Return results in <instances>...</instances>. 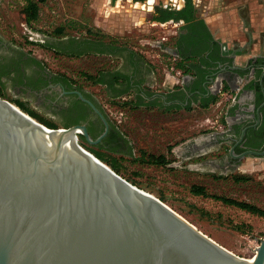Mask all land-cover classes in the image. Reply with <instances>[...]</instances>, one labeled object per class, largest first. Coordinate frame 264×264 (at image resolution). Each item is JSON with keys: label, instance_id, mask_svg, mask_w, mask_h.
Instances as JSON below:
<instances>
[{"label": "water", "instance_id": "obj_1", "mask_svg": "<svg viewBox=\"0 0 264 264\" xmlns=\"http://www.w3.org/2000/svg\"><path fill=\"white\" fill-rule=\"evenodd\" d=\"M75 95L102 126L95 140L79 125L48 132L0 99V264H264V235L246 262L82 150L75 133L94 146L108 123Z\"/></svg>", "mask_w": 264, "mask_h": 264}, {"label": "rangeland", "instance_id": "obj_2", "mask_svg": "<svg viewBox=\"0 0 264 264\" xmlns=\"http://www.w3.org/2000/svg\"><path fill=\"white\" fill-rule=\"evenodd\" d=\"M165 1L150 0L149 3L141 4L133 3L131 0H42L36 4L35 20L27 23L22 11L26 0H0V37L32 54L48 67H52L54 62L49 59L47 53L40 50V46L34 43L46 45L43 39L49 36L59 40L64 37L74 39L83 35H91L99 36L104 40L110 39L111 43L118 47H129L145 60L151 61L154 58L158 61V63L154 62L158 69L168 70L172 65L170 57L162 54L156 48L155 43L159 42L161 37H166L164 45L170 46L174 41L175 34L173 35L172 31L175 27L169 23L162 27L152 26L150 21L152 6ZM106 60L100 58L99 69L108 70L109 65L102 64ZM67 66L76 70L77 63L72 60ZM4 98L2 100H9L8 96ZM122 110L125 113L123 117H126L125 123L116 124L114 118L111 116L109 118L114 127H118L123 137L127 138L128 144L126 143L125 147L120 150L123 152L133 150L131 154L135 155H137V149L158 155L160 150L164 151L165 144L172 143L171 147H176L187 139L195 137L197 130L209 126L205 122V116H215L209 112L204 115L196 114L189 120L176 121L179 119H173L177 123L171 124V128L177 126L174 131L178 130V132L174 133L178 138L170 139L167 138L170 136L160 137L152 134L150 139L146 140L145 118L142 113L134 112L137 116L133 118L131 110L126 107ZM34 116L43 122L50 123L56 129L60 128L57 119L49 117L50 115L38 113ZM193 122H196V128L193 127ZM80 142L81 140L78 139V143ZM81 146L84 145L81 144ZM89 151L116 159L120 178L126 182H132L135 188L152 195L158 201L160 199L161 203L219 246L239 258L252 257V250L258 244V242L254 243V240L261 239L264 235V219L223 205L210 198L194 196L189 192V187L191 185L202 186L207 195L226 197L264 210L263 159H245L243 161L244 173L234 175L235 178L243 175L245 180L236 183L229 177L213 181L209 180V177L205 179L204 175H201L202 171L192 174L187 169L177 170L172 164L170 165L173 159L167 154L168 149L165 154L168 161L166 168L134 163L132 162L134 155H125L126 158L123 159L99 148L90 147ZM213 177L215 178L216 175Z\"/></svg>", "mask_w": 264, "mask_h": 264}, {"label": "flooded vegetation", "instance_id": "obj_3", "mask_svg": "<svg viewBox=\"0 0 264 264\" xmlns=\"http://www.w3.org/2000/svg\"><path fill=\"white\" fill-rule=\"evenodd\" d=\"M193 1L166 0L153 5L150 21L152 26L166 23L176 25L174 31H172V34H175L174 67L177 66L179 55H192L208 51L207 58L210 67H208L204 77L214 82V95L209 94L206 99H210L209 101L213 103L224 89L220 78L230 64L222 57L223 55L216 44L211 42L204 26L195 22L196 10ZM149 2L150 0H144L133 3L144 4ZM168 12H181L182 18L177 21L169 19L164 22L152 20L153 17L163 18ZM186 16H190L192 20L184 22L183 18ZM43 41L48 48H41L40 50L45 53L50 52L52 55L76 57L82 69L80 80L73 82L61 72L48 69L32 54L0 37V99H5L4 97L8 96L9 100L6 101L14 107L17 105V108L21 111L33 115L38 113L50 115L49 117L57 119L60 128L83 126L90 138L95 140L102 133V126L89 107L77 98L75 95V92H77L83 99L97 108L108 123L106 135L98 144L89 147L103 149L104 151H119L125 147L126 143L122 138V134L103 112L97 94H101L111 101L112 95H122L125 92L126 85L122 83L116 88L111 86V74L107 69H99V60L105 58L107 60L102 64L110 65L111 53L121 51V53L128 54V61L134 66L139 62L140 56L125 47L122 49L118 47V49L114 47L110 39L104 40L99 36L83 35L74 39L64 37L59 40L49 36L44 37ZM164 47V41H159L157 49L162 54L170 56L164 52ZM254 66L256 67L252 68V79L255 81L253 98L246 104L237 125L227 130L224 119L223 123L220 122V118L215 120L205 119L209 126L195 132V137L202 136L205 138L203 145L205 156L203 159L198 158L196 160L205 164L203 166L204 172L201 174L204 175L205 179L209 177V180L213 181L214 179L221 180L229 177L233 182H243L245 180L243 175L236 177L242 180H234L235 174L244 173L243 161L247 158L264 160V155L261 157L244 156L241 159L237 158L238 155L246 151L261 152L264 150V60H259L254 63ZM233 73L237 74L241 80H246L249 76L248 73L242 75V72L239 73L238 70H234ZM181 78L182 75L180 74L179 79L181 80ZM98 79L101 81L99 83L95 82ZM229 79L232 80L233 76L230 75ZM96 88L98 89L96 90ZM213 91L211 90V92ZM242 130H244L243 137L237 143ZM81 142L83 143L82 140ZM193 143L191 138L181 144L184 148H191ZM231 148H233L234 157L229 155V149ZM192 154L191 151L188 152V155Z\"/></svg>", "mask_w": 264, "mask_h": 264}, {"label": "crops", "instance_id": "obj_4", "mask_svg": "<svg viewBox=\"0 0 264 264\" xmlns=\"http://www.w3.org/2000/svg\"><path fill=\"white\" fill-rule=\"evenodd\" d=\"M193 3L196 10L195 22L204 26L211 42L216 44L222 57L230 64L220 78L224 89L213 103L206 99L209 94L214 95V82L204 77L210 67L208 51L179 55L175 70L182 75L181 80L180 76L174 77L166 69H158L154 63L158 61L154 58L150 61L140 57L134 67L128 61V54L121 51L111 53V64L107 67L111 74V86L116 88L122 83L126 85L125 92L122 95H112L111 101H131L137 104L138 107L130 112L133 118L137 116L135 113H142L145 118L146 140L152 134L170 136L167 137L170 139L177 137L174 133L178 132L174 131L177 126L171 128V124L181 119L189 120L199 113L204 115L211 112L215 116H205L204 119L220 118L222 123L224 119L227 130L231 129L237 125L246 104L253 98L255 81L252 79V68L256 67L254 63L264 60V0H194ZM174 41L170 46L164 47V52L171 56H174ZM155 45L158 48V42ZM114 47L118 48L117 45ZM119 48L122 49L123 46ZM234 70L242 72V75L248 73L249 76L246 80H241L233 73ZM230 75L233 76L232 80L229 79ZM193 123L196 128V122ZM122 138L127 143V138ZM192 139L194 143L191 148H184L182 144L171 147L173 144L169 143L165 144L164 151L160 150L158 155L167 160L165 154L168 149L167 154L173 159L170 165L177 169H187L192 174L201 173L205 164L196 160L205 156V138L196 136ZM190 151L192 155H188ZM112 153L123 159L126 158L125 155L130 156V152Z\"/></svg>", "mask_w": 264, "mask_h": 264}, {"label": "trees", "instance_id": "obj_5", "mask_svg": "<svg viewBox=\"0 0 264 264\" xmlns=\"http://www.w3.org/2000/svg\"><path fill=\"white\" fill-rule=\"evenodd\" d=\"M114 1V0H111ZM133 2H142L144 0H132ZM37 2H42V0H26L25 6L23 7L22 11L23 14L25 16V21L27 23L34 21L36 18V12H37ZM180 18H182V13L181 12H168L166 14L165 17L163 18H159V17H153L152 20L155 22H164L166 20L172 19L173 21H177ZM184 22H189L192 20V18L190 16H186L183 18ZM31 43V42H28ZM38 46H40L41 48H48L46 45L43 44H38V43H34ZM65 81H67L66 79H64ZM101 80L98 79L97 81L95 80V82H100ZM213 102V100H212ZM112 105L123 109L124 107H126L128 110H133L134 108H137V104L133 103L131 101H124V102H112ZM27 116H29L31 119H35L39 124L43 125L44 127L48 128V129H56L55 126L51 125L50 123H46L43 122L42 120H39L38 118H35V116L32 113H27L26 111H23ZM123 136V134H122ZM85 145V143H84ZM84 149L89 152L93 157H95L97 160H99L100 162H102L103 164L107 165V167L113 171L116 175L119 176V172L117 170L118 165L116 164V159H114L113 157H106L105 155H101L99 153H95L93 151H89L90 147L88 146H84ZM107 152H113L112 150H107ZM137 155H132L130 152V156H133L132 158V162L140 164V165H145V166H154V167H160V166H165L167 165L168 161L162 157L161 155H153V154H147L143 151H140L139 149L136 150ZM235 181H239L242 180L240 179H234ZM128 182V181H127ZM130 185L134 186V184H132V182H128ZM189 192L194 195V196H199L202 198H210L214 201L220 202L223 205L226 206H231L234 207L238 210H241L245 213H248L250 215L259 217V218H263L264 219V210H261L251 204L245 203V202H241V201H235L233 199H229L226 197H222V196H215V195H207L205 193V190L202 186H198V185H191L189 187ZM159 199V198H158ZM160 202H162L159 199Z\"/></svg>", "mask_w": 264, "mask_h": 264}, {"label": "built area", "instance_id": "obj_6", "mask_svg": "<svg viewBox=\"0 0 264 264\" xmlns=\"http://www.w3.org/2000/svg\"><path fill=\"white\" fill-rule=\"evenodd\" d=\"M164 24H162V25H159V26H163ZM29 39V38H28ZM166 40V37H161L160 39H159V41L161 42V41H165ZM47 54H48V57H49V59L51 60V61H53L54 62V64H52V67H48V69H50V70H52V71H58V72H61L63 75H65L69 80H71V81H73V82H76V81H78V80H80V75H81V73H82V69H81V67H80V64L78 63V60L76 59V57L75 56H73V57H71V56H61V55H57V54H55V55H52L50 52H47ZM170 57V61L172 62V65L168 68V72L169 73H172V76H180V73L177 71V70H175V67H174V62H175V57L174 56H169ZM72 60H75L76 61V63H77V68H76V70H72L70 67H68L67 65H68V63H71L72 62ZM58 61V63H56ZM174 74V75H173ZM167 76H169V74H167ZM170 77V76H169ZM166 79V78H165ZM98 88H96V90H97ZM97 96H98V102H99V104H100V107L102 108V110H103V112L105 113V115L109 118V116H111L112 118H114V122L116 123V124H119L120 122H123V123H125V119H126V117H123L124 115H125V113L123 112V110L122 109H120V108H117V107H115V106H113L112 105V102L113 101H109L107 98H105L104 96H102L101 94H97ZM102 104V105H101ZM105 110V111H104ZM106 112H108V114H106ZM123 117V118H122ZM121 118H122V121H120L121 120ZM110 119V118H109ZM111 120V119H110ZM121 130V129H120ZM130 130H132V129H130ZM122 132H123V130H121ZM150 132H152V131H150ZM79 135H80V133L77 131L76 133H75V136H76V142H77V144L79 145V147L82 149V150H84V151H86L83 147L85 146L84 145V143H81L82 145H84V146H81V144L80 143H78V139H80L79 138ZM175 138H178V137H175ZM87 152V151H86ZM89 153V152H88ZM90 154V153H89ZM91 155V154H90ZM92 156V155H91ZM149 167H154V166H149ZM162 167H164V168H166L167 167V165H165V166H160V167H158V168H162ZM259 239H255L254 240V243H257V241H258ZM256 247V246H255ZM252 254H253V250H252Z\"/></svg>", "mask_w": 264, "mask_h": 264}, {"label": "bare ground", "instance_id": "obj_7", "mask_svg": "<svg viewBox=\"0 0 264 264\" xmlns=\"http://www.w3.org/2000/svg\"><path fill=\"white\" fill-rule=\"evenodd\" d=\"M45 130H47L48 132H49V130H48V128H46V127H44V126H42ZM73 140V139H72ZM68 142H70L71 143V140L69 139L68 140ZM140 191V190H139ZM141 192H143V191H141ZM143 193H145V192H143ZM145 194H147V193H145ZM148 195H150V194H148ZM150 196H152V195H150ZM166 206V205H165ZM167 207V206H166ZM182 218V217H181ZM200 232V231H199ZM204 235V234H203ZM210 239V238H209ZM210 240H212V239H210ZM213 241V240H212ZM214 242V241H213ZM216 243V242H215ZM246 262H250V261H252V257L251 258H248V259H244Z\"/></svg>", "mask_w": 264, "mask_h": 264}]
</instances>
